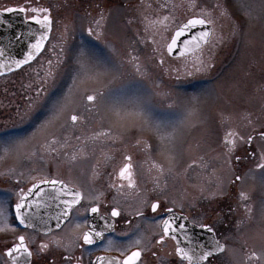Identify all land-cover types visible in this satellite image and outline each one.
<instances>
[{
	"label": "flooded vegetation",
	"instance_id": "obj_1",
	"mask_svg": "<svg viewBox=\"0 0 264 264\" xmlns=\"http://www.w3.org/2000/svg\"><path fill=\"white\" fill-rule=\"evenodd\" d=\"M56 1L58 2L55 5L48 0H27L19 4L0 6V10L24 8L25 11H21L24 18L34 22V16L41 19L44 15L51 17L49 34L40 53L30 63L0 75V82L8 78L11 81L18 72L28 70L38 60L40 62L36 66L41 63L40 68L43 70L49 65V61H43V58L54 57L57 51L62 50L64 56L77 54L91 45L89 38L100 41L108 20L119 25L123 21L138 22L142 34L136 38L131 37L129 44L132 51L129 55L132 56L128 60L136 57V62L144 71H150L158 61L162 67L161 90L165 91L167 97L172 95L174 88L182 85L184 87L189 82H198L202 89L218 91L219 88L221 91L228 78L235 80L238 75L247 77L252 68L253 57L247 54L245 36L239 34L241 29L231 21L224 0H112L114 7L109 6V0ZM32 9L49 11L34 12ZM177 9L181 13L174 26V13ZM126 11L131 12L130 17H124ZM194 17H207L212 21L210 24L201 25L200 29L202 33L206 30L212 33L210 42L203 43L199 48L182 56L171 57L166 48L175 28ZM217 21L222 31L218 30ZM90 27L94 29L92 35L88 32ZM186 42L188 43L187 39L182 40L179 46H184ZM125 74L138 78L139 73L131 65L126 68ZM24 78L27 81L21 89L23 95L14 96L12 90L5 93L0 86L2 140L22 137L29 125L28 118L22 119L27 100L22 97L28 93L30 84L28 76ZM229 90L233 92L231 88ZM262 90L264 91V83ZM245 91L251 90L246 88ZM243 99L226 98L221 101L223 106L215 104L213 113L216 125L212 130L215 135L225 139L261 137L260 133L264 132V128H252L250 108L243 107L241 102L237 106V101ZM260 101L264 102V97ZM98 102L79 101L68 115L69 122L56 123L49 120L53 130L41 135V150L46 149V145L51 153L58 154L56 159L61 161L41 163V168L57 164L61 170L58 173H41L33 178L29 175L17 191L18 200L20 189H26L33 182L40 181L41 177L63 180L71 188L80 190L84 199L74 206L78 209V214L73 212V224L66 227L67 222H64L59 228L46 227L41 232L18 227V230L2 235L0 244H5L2 255L4 256L7 248L18 243V237L23 235L33 253L29 264H93L99 256L107 259L114 256L122 261L123 249H127L128 253L141 251L137 264H181L173 238L164 235L162 231V222L170 220L175 231L169 233L178 236L189 224L197 227L207 225L203 227L205 231L212 232L215 240L224 247L223 251L215 252L200 264H260L253 248L243 246L244 243L238 245L236 223H239L235 220L238 215L235 209V186L240 181L236 177H241L249 170L245 167L248 160L253 162L257 159L250 143L246 142L243 149L236 147L232 152L223 146V151L209 155L208 161L200 160L196 166L183 167L174 166L172 162H159L154 145L152 115L159 104L169 108L174 105L172 101H165L164 104L163 101H139L147 118L145 122L150 123L146 124L150 127L145 130L132 129L131 122L127 119L102 116L104 106L99 109ZM226 103L232 104L234 108L228 107ZM42 109H45L44 102H41ZM72 115L78 117L76 122L71 120ZM244 123L245 126H242ZM126 157H131V171L135 182L133 187H129L128 181L119 176L120 169L129 163ZM190 170L198 175L190 176ZM65 198L67 197L60 196V199ZM154 202L161 205L155 213L150 208ZM94 204H99V214L91 213L90 207ZM113 207L120 209V217L110 216V209ZM169 208L172 209L171 212L167 211ZM137 209L143 212V216L136 215ZM101 215L114 224L115 231H106V239L97 240L93 245L81 246L74 242L72 231L75 224L87 221L86 225L76 230L79 232L89 226L101 230L105 226ZM180 225H184L183 229ZM250 237L255 239L256 233H250ZM108 238L117 241L120 250L112 248L105 251ZM138 238L141 243L135 245ZM42 244H47L48 247L42 249ZM68 257H71L70 261ZM2 261L10 264L5 256ZM182 264H188V261H183Z\"/></svg>",
	"mask_w": 264,
	"mask_h": 264
},
{
	"label": "rangeland",
	"instance_id": "obj_2",
	"mask_svg": "<svg viewBox=\"0 0 264 264\" xmlns=\"http://www.w3.org/2000/svg\"><path fill=\"white\" fill-rule=\"evenodd\" d=\"M26 1L0 0V6ZM48 1L54 5L58 2ZM108 4L114 7L112 0ZM224 5L230 12L231 21L241 29L239 34L245 36L247 54L253 57V65L247 77L238 75L235 80L228 78L221 91L219 88L218 91L202 89L198 82H189L184 87L174 88L172 95L167 97L165 91L161 90L162 67L158 61L150 71L141 69L143 75L139 73L138 78L126 75V68L133 63L138 64L128 60L132 56L129 55L132 51L129 41L132 36L136 38L142 34L141 26L138 22L123 21L119 25L111 20L105 23L102 39L92 41L89 38L91 45L79 53L64 56L62 50L57 51L54 57L43 58V61H49V65L43 70L40 68L41 63L36 66L40 62L38 60L28 70L18 72L11 81L8 78L0 82L3 91L9 93L12 90L14 96L24 94L21 92L27 81L24 77L28 76L30 83L28 93L22 97L27 98L22 118H28L29 125L25 128V134L5 140L0 137V212H3L0 216V240L2 235L18 230L11 209L17 200V191L22 186L20 184L29 175L33 178L41 173H58L61 170L57 164L41 168V163L61 161L56 159L58 154L51 153L46 145V149L41 150V135L53 130L49 120L56 123L69 122L68 115L79 101H87V95L97 97L95 101H99V109L104 106L102 116L127 119L131 122V128L137 130L150 127L146 126L150 123L145 122L147 118L144 113L129 116L130 113L140 111L138 101H163V104L165 101H172V107L166 108L160 104L156 107L155 114L152 115V130L158 161L172 162L174 166H196L200 160L208 161L209 155L223 151L226 141L232 139L237 141L236 147L243 149L246 138L225 139L212 132L216 125L213 113L215 104L223 106L221 101L226 98H244L243 101H237V106L241 102L243 107L250 108L254 130L264 128V102L260 101L264 97V0H224ZM179 13L181 10H175L174 26L178 22ZM129 14L131 12L126 11L124 17H130ZM217 28L222 31L218 21ZM214 88L213 86L212 89ZM246 88L252 92H246ZM66 96L68 99L64 108L54 115V105L63 101ZM41 102H44L45 109L41 110ZM225 105L234 108L232 104ZM15 120L14 117L13 121ZM241 125L245 126V123ZM250 145L258 159L264 152V140L253 137ZM256 161H247L245 167L249 170L242 174V179L235 186V209L238 212L235 220L239 223H236L238 245L244 243L243 246L253 248L259 257V263L264 264V184L259 180V170L255 169ZM251 171L256 172L255 178ZM188 172L190 176L196 174L194 170ZM241 192L246 193L248 198L242 199ZM250 233H256V238L251 239ZM4 245L0 244V264H6L2 261Z\"/></svg>",
	"mask_w": 264,
	"mask_h": 264
},
{
	"label": "snow or ice",
	"instance_id": "obj_3",
	"mask_svg": "<svg viewBox=\"0 0 264 264\" xmlns=\"http://www.w3.org/2000/svg\"><path fill=\"white\" fill-rule=\"evenodd\" d=\"M15 10L16 9H14V8H5L4 9V11H6V12H12ZM19 11L23 12V11H25V9L20 8ZM32 11H34V12L42 11V12L46 13L49 10L48 9H32ZM32 19H34L37 23H42L45 28L51 27V17L49 15H44L42 19L34 16V17H32ZM97 23H99V22H97ZM210 23H212V21L210 19H208L207 17H194V18L188 20L187 23L183 25V27L177 32V35L178 36L181 35L183 33V30L187 29L189 27H195L196 25H204V24H210ZM88 32H89V35H92L94 33V29L90 27L88 29ZM211 35H212L211 32L206 31V32L201 33L198 38L193 37V40L196 42L195 46L197 48H199L201 42H203L204 44L209 43L210 42L209 38ZM45 39H46V35H42L40 37V39L34 45H32V48L37 52L40 51V49L43 47V43H44ZM175 44H176V40L173 39L171 41V43L167 45V50L169 52H171L172 48ZM0 55H3L2 50H0ZM32 57H33V53L29 52L26 60L17 61L16 63L19 66V64H21V63H27L28 60L32 59ZM136 59H137L136 57H131L132 62L136 61ZM161 63H163V61H161ZM133 67L135 69V72L141 73V67L138 64L133 63ZM141 74L143 75V73H141ZM114 79H115V77H114ZM157 87H158V85H157ZM165 95H167V94L165 93ZM67 99H68V97L66 96L63 101H58L54 105V109H53L54 115L59 113L64 108V106L67 102ZM96 99H97V97L94 95H87V100L90 102H94ZM144 102L146 103L147 101H144ZM137 103L140 104V111L130 113L129 114L130 117H135V116H139V115L143 114L142 103L139 101ZM77 119H78V117L76 115L71 116V120L73 122H76ZM158 130H159V128H158ZM230 135H232V134H230ZM260 136L262 138H264V132H261ZM239 139L244 140L245 138L240 137ZM251 141H252V136H248L246 139V142L251 143ZM236 144H237V141L235 139L226 141V147H228V151L229 152L234 151V149L236 148ZM126 160H128L129 163L125 164L120 169L119 176L121 179H126L128 181L129 187H133L135 182L133 180V173L131 171V168H132V165L130 163L131 157H126ZM255 169L259 170V180L262 184H264V152H262L260 154V156L258 157V159L255 163ZM251 175L255 178L256 172L251 171ZM236 179L240 180V179H242V177L237 176ZM40 184H50L53 187H55L58 184L62 185V187L59 189L60 196L67 197V198L60 199V196L54 197L55 199L60 200V204L58 205V207L60 208V211L56 216V219L58 221L57 227L59 228L61 226V224L64 222H67V224L65 225L66 227L72 225L73 220H74L73 212L75 211L78 214V209H75L74 206L79 205L81 203V200L84 199L83 193L78 189L71 188L63 180L48 179V178H43V177L40 178L39 183H34L32 188H28L26 191L23 188L20 189L19 194H18V200L15 203V218L17 220H19V222L21 224H24L26 226H31V218L29 216V210L32 209L33 207H38V203H37V201H29L28 197L33 195V188H35L37 190V192L42 191L40 189ZM240 195H241L242 199L248 198L247 194L244 192H241ZM160 207H161V205L159 204V202H154L150 205L151 211L154 213L157 212ZM90 211H91V213L99 214L100 213L99 204H94L93 206H91ZM167 211L171 212L172 209L169 208V209H167ZM248 211H251V209L248 208ZM2 215H3V212H0V216H2ZM136 215L137 216H143V212L140 211L139 209H137ZM110 216L112 218L120 217L121 216L120 209L118 207L111 208L110 209ZM100 218L105 220V226L101 230H97L95 226H89V227H87L86 230L79 232L76 230H78L81 227H83L84 225H86L87 221H84L83 224L76 223L75 227L72 231V237H73L74 242H76L77 244H81V246L93 245L97 242V240H105L106 239V237H105L106 231H115L114 224L111 223L109 220H107L104 215H101ZM162 223H163L162 231H163L164 235H167L169 232L175 231L170 220H164ZM183 227H184V225H180L181 229H183ZM203 227H207V225H203ZM208 230L212 231L211 228H209ZM172 238L175 239L176 237L173 236ZM161 240H163V236H161ZM134 243H135V245H139L141 243V239L138 238L137 240H135ZM47 247H48L47 244L41 245L42 249L47 248ZM112 248H117V250H120L118 248V242L111 239V238H108L107 243L105 245V251H108ZM223 250H224V247L219 243V241H216L214 249L209 250V251H203V253L197 257V259L199 261L207 260L208 257L212 256L215 252H221ZM175 251L181 259V264L184 260H187L188 264H192V262L194 260V256L190 255L189 252L185 251L184 248L177 245ZM14 253L15 254H22L23 256H25L26 259L24 261V264H28V259H30L32 257L33 253L29 249L28 244L26 243V237L25 236H23V235L19 236L18 237V243H16L13 247H11L6 253L7 256L11 258V264H20L18 256L14 255ZM122 255H124V259L122 261H119V260L114 261L112 259H107L104 256L97 257V261H98V264H105L106 260H107V264H137V261H139V259L141 257V251L136 250V251H131L130 253H128L127 249H123ZM253 255H255V253H253ZM67 259L70 261L71 257H68Z\"/></svg>",
	"mask_w": 264,
	"mask_h": 264
},
{
	"label": "water",
	"instance_id": "obj_4",
	"mask_svg": "<svg viewBox=\"0 0 264 264\" xmlns=\"http://www.w3.org/2000/svg\"><path fill=\"white\" fill-rule=\"evenodd\" d=\"M186 23L187 21L179 25L174 30L173 36L168 43L170 44L173 39L176 40V44L173 46L171 52H169L166 48L167 53L171 57L182 56L183 54L191 52L197 48L195 46L196 42L193 40V37L198 38L202 33L200 30L201 25H196L195 27L184 29L181 35H177V32ZM48 31L49 28H45L42 23H37L33 20H25L23 14L17 9L12 12H6L4 10L0 11V50L3 51V55H0V74L8 73L11 70H14L20 65L24 64L21 63L18 66L16 62L26 60L29 52L33 53V59L40 51H35L32 48V45H34L42 35H46L47 38ZM206 31L209 32L208 30ZM185 39H187L188 43L184 46H179V43ZM202 44L203 42H201L200 46ZM32 59L28 60L27 63ZM39 182L40 181H37L35 183ZM33 184H31L29 188H32ZM61 187L62 185L59 184L55 187L50 184H40V189L42 191L39 192H37V190L33 188V195L29 196L28 199L29 201H37L38 207H33L29 210L31 226L21 224L19 220L15 218L14 205L12 207V211L17 225L21 228L28 227L40 232L42 228H53L54 226H57L58 221L56 219V216L60 211V208L58 207V205L60 204V200L55 199L54 197H57L56 195L60 194L59 189ZM167 236L173 237L175 235L168 233ZM175 237L176 238L173 239L175 242V249L177 245H179L180 247L184 248L185 251L189 252L190 255H193L194 260L192 264H200L204 262L199 261L197 257L202 254L203 251H209L215 248L216 240L212 232L205 231V228L203 227L187 225L184 230ZM11 247H9L5 251V256L10 263L11 258L8 257L6 253ZM14 255L18 256L20 264H24V261L26 259L25 256L15 253ZM109 259H112L114 261L117 260V258L113 256H109ZM93 264H98L97 259L94 260ZM105 264H107V262H105Z\"/></svg>",
	"mask_w": 264,
	"mask_h": 264
}]
</instances>
